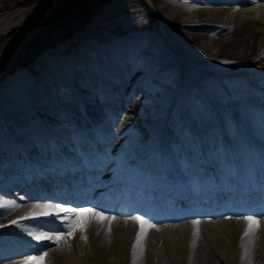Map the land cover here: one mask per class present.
<instances>
[{
	"label": "bare ground",
	"instance_id": "1",
	"mask_svg": "<svg viewBox=\"0 0 264 264\" xmlns=\"http://www.w3.org/2000/svg\"><path fill=\"white\" fill-rule=\"evenodd\" d=\"M83 1L22 7L0 20V35ZM139 7L154 56L86 40L63 60L48 52L34 71L0 77V264H264V0ZM113 111L133 140L99 125ZM101 130L99 150L113 143L115 158L71 154L79 135ZM235 185L261 186L240 197L255 207L248 215L223 209H236ZM216 198L195 213L204 217L177 214ZM135 210L173 216L150 222Z\"/></svg>",
	"mask_w": 264,
	"mask_h": 264
},
{
	"label": "rangeland",
	"instance_id": "2",
	"mask_svg": "<svg viewBox=\"0 0 264 264\" xmlns=\"http://www.w3.org/2000/svg\"><path fill=\"white\" fill-rule=\"evenodd\" d=\"M40 1L41 0L5 1L0 6V20L6 19L8 15L22 7H27ZM140 3L141 0H102L101 2L98 0H84L76 6L67 8L64 11L61 10V12L53 14L45 20H32L14 27L7 33L0 35V41L6 37H10L16 30L26 27L30 29H28L24 35L12 39V44L8 43L4 45L5 42H3L4 46L0 49V77L12 76L19 70L34 71L37 60L48 52L55 59L63 60V58L67 57L78 44L86 40L95 41V43L99 44L108 43L115 47L117 44L121 43L126 47L127 54L134 56V51H140L141 56L137 58L136 61L146 60L154 56L155 53L153 50L157 47V44L149 41L151 28L148 26L149 23L146 21L143 22V15L140 12L142 8L139 7ZM34 24H44L43 26L45 28L41 29L44 30L42 31L43 33H35L38 32L39 29L34 27ZM158 47H160V45H158ZM138 69H140V67ZM138 69L136 67L134 71L139 73ZM122 91L118 90V92H116L115 96L119 100H124L126 97V94ZM101 116H103V118L100 120L102 122L99 125H105L106 128L122 134V137L133 140L131 134H128L124 125L120 124L119 117H117L114 111L108 114L102 113ZM68 125L70 126L69 122L66 124L59 121H57L56 124V126L60 128L75 130ZM99 125H96L98 129L101 128ZM101 131L103 133L100 134L101 137L98 135L100 139L94 138V135L89 137L85 133L79 135L83 136L80 138L83 145L73 144L71 146V154H74L75 151L84 152L93 149L94 152H97V150L103 149L95 143L92 146L85 147L86 141H99L109 137L104 130ZM91 151L88 152L91 153ZM115 151L116 148L112 143L105 148L104 151L99 150L100 153H98L101 155L103 152L101 156L115 158ZM188 151L190 150L188 149ZM122 160H124V157H122ZM198 161L199 159H195L192 161V164L195 165L198 163L201 167L206 168V162L199 163ZM12 192L17 191L14 190ZM16 195H19V193L17 192Z\"/></svg>",
	"mask_w": 264,
	"mask_h": 264
},
{
	"label": "snow or ice",
	"instance_id": "3",
	"mask_svg": "<svg viewBox=\"0 0 264 264\" xmlns=\"http://www.w3.org/2000/svg\"><path fill=\"white\" fill-rule=\"evenodd\" d=\"M60 211H68L67 209H60ZM51 213H49L48 211H45L44 212V215H50ZM83 215V213L81 214ZM98 216L99 219H103V217L99 216V214H95ZM139 220V218H137ZM248 221H249V226H250V229L252 226H256L257 225V221L255 219H252L251 217L248 218ZM142 228H141V236L143 235V226L145 224V221L143 220H139ZM15 223V221L13 222ZM82 227V225H81ZM75 230V229H73ZM248 233H245V235H247ZM63 237H57V240L59 239H62ZM140 237H138V240H139ZM35 239L37 240H45V239H49V237H35ZM27 264H43V258H41L40 260H31V261H28Z\"/></svg>",
	"mask_w": 264,
	"mask_h": 264
},
{
	"label": "trees",
	"instance_id": "4",
	"mask_svg": "<svg viewBox=\"0 0 264 264\" xmlns=\"http://www.w3.org/2000/svg\"><path fill=\"white\" fill-rule=\"evenodd\" d=\"M98 1L101 2L102 0H98ZM103 1H105V0H103ZM43 25L44 24H34V27H36L37 29H39V31L38 32H35V33H43L42 31H44V30H41V29H44L45 28ZM28 29H30V28L29 27L28 28L26 27V28H23V29L16 30L14 33L11 34L10 37L4 38L2 41H0V43H2V44H0V49L2 48V46L6 45L8 43L9 44H12V41H11L12 39H14V38H16V37H18L20 35H24L27 32ZM34 37H35V35H34ZM3 42H5L4 45H3Z\"/></svg>",
	"mask_w": 264,
	"mask_h": 264
}]
</instances>
